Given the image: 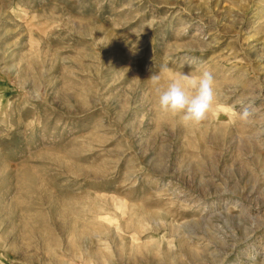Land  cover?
I'll list each match as a JSON object with an SVG mask.
<instances>
[{
	"label": "rangeland",
	"instance_id": "rangeland-1",
	"mask_svg": "<svg viewBox=\"0 0 264 264\" xmlns=\"http://www.w3.org/2000/svg\"><path fill=\"white\" fill-rule=\"evenodd\" d=\"M0 264H264V0H0Z\"/></svg>",
	"mask_w": 264,
	"mask_h": 264
},
{
	"label": "clouds",
	"instance_id": "clouds-1",
	"mask_svg": "<svg viewBox=\"0 0 264 264\" xmlns=\"http://www.w3.org/2000/svg\"><path fill=\"white\" fill-rule=\"evenodd\" d=\"M149 82L159 111L179 116L185 125H197L205 120L215 101V80L207 70L195 75L178 73L162 77L155 74ZM248 115L245 109L238 118L246 121Z\"/></svg>",
	"mask_w": 264,
	"mask_h": 264
}]
</instances>
